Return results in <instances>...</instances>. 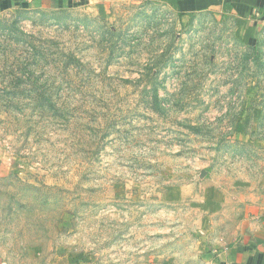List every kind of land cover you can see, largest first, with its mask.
<instances>
[{
    "label": "rangeland",
    "instance_id": "obj_1",
    "mask_svg": "<svg viewBox=\"0 0 264 264\" xmlns=\"http://www.w3.org/2000/svg\"><path fill=\"white\" fill-rule=\"evenodd\" d=\"M174 0L0 1V264H206L264 205V19Z\"/></svg>",
    "mask_w": 264,
    "mask_h": 264
},
{
    "label": "crops",
    "instance_id": "obj_2",
    "mask_svg": "<svg viewBox=\"0 0 264 264\" xmlns=\"http://www.w3.org/2000/svg\"><path fill=\"white\" fill-rule=\"evenodd\" d=\"M2 1V0H0ZM9 2V0H7ZM181 10L197 11L222 5L241 19L261 14L264 19V0H174ZM206 264H264V205L241 227L237 240L220 250Z\"/></svg>",
    "mask_w": 264,
    "mask_h": 264
},
{
    "label": "trees",
    "instance_id": "obj_3",
    "mask_svg": "<svg viewBox=\"0 0 264 264\" xmlns=\"http://www.w3.org/2000/svg\"><path fill=\"white\" fill-rule=\"evenodd\" d=\"M178 10L181 11V12H183V10H181L179 6H178Z\"/></svg>",
    "mask_w": 264,
    "mask_h": 264
}]
</instances>
